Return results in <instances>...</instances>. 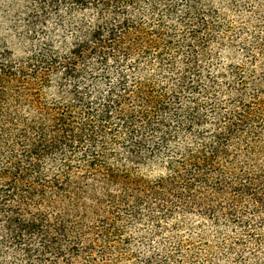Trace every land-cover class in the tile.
Segmentation results:
<instances>
[{
  "label": "trees",
  "instance_id": "trees-1",
  "mask_svg": "<svg viewBox=\"0 0 264 264\" xmlns=\"http://www.w3.org/2000/svg\"><path fill=\"white\" fill-rule=\"evenodd\" d=\"M196 257L264 264V0H0V264Z\"/></svg>",
  "mask_w": 264,
  "mask_h": 264
},
{
  "label": "rangeland",
  "instance_id": "rangeland-1",
  "mask_svg": "<svg viewBox=\"0 0 264 264\" xmlns=\"http://www.w3.org/2000/svg\"><path fill=\"white\" fill-rule=\"evenodd\" d=\"M237 20V19H236ZM240 22H241V20L240 19H238L237 21H236V23L237 24H235L234 25V29H233V33H232V36H234V35H236V28L239 26V24H240ZM205 233H207L206 235H208V237H209V240H210V244L214 247V249H218L219 251H220V248H219V242H217V240H215L212 236L213 235H211V233H209L208 231H206ZM177 235H179V236H181V239L184 241V243H186V244H189L188 242H187V240H191V242H193L196 246V248L198 247V248H200L201 249V247L200 246H197L199 243H198V239H197V237H195L196 235H195V233H192V232H188V231H186V232H183V231H181L180 233H178ZM193 236V237H192ZM167 235L166 234H164V235H160L159 237H157V240L155 241L154 239H153V241H152V239L150 238V242H147L146 244V246H155L156 245V242L158 243V242H160L161 244H163V243H165L166 241H167ZM137 245H139L138 247H136V252H141L140 250H142L143 249V247H142V244H137ZM200 252L202 251V250H199ZM222 252V251H221ZM218 256H221V254L218 252ZM220 258V257H219ZM191 261V263L192 264H205V262H202L201 260H200V258H194V259H191L190 260ZM129 264H140V262L138 261V260H136L135 258H133L132 260H131V262H129Z\"/></svg>",
  "mask_w": 264,
  "mask_h": 264
}]
</instances>
